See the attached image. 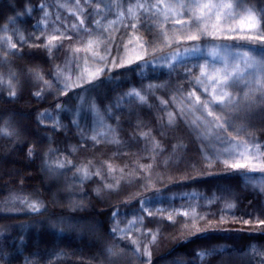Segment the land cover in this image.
I'll list each match as a JSON object with an SVG mask.
<instances>
[{
  "label": "rangeland",
  "instance_id": "rangeland-1",
  "mask_svg": "<svg viewBox=\"0 0 264 264\" xmlns=\"http://www.w3.org/2000/svg\"><path fill=\"white\" fill-rule=\"evenodd\" d=\"M139 2L142 0H0V14L1 11L6 14L0 15V64L6 67L0 73V96L12 98L15 94L16 71L8 59L12 53L39 56L47 63V80L35 75L37 86L33 91L34 100L45 106L36 118L38 130L46 139L41 162L48 179L61 180L64 184L68 212L49 220L36 218L0 231V264H26V259L27 264L71 263V252L76 253L75 244L83 235L101 245L95 261L89 259L84 264H149L170 227L189 231L210 215L226 219L236 217L238 194L231 185L221 181L205 191L161 189L167 183L170 168L177 166L185 151L190 149L207 164L217 163L226 168H230L227 165L231 163L245 164L244 168L237 169L241 188L252 193L264 207V173L259 171L264 165V138L261 137L264 103L253 104L246 112L218 108L216 111L220 115L234 116L232 128L224 133L216 129L215 124L209 125L207 121L212 118L207 117L206 112L202 115L195 111L187 99L193 91L188 82L195 83L199 67L194 74L184 77L185 67L191 68L194 63L198 65L207 60L209 65L220 67L219 59L207 55L213 46L204 44L201 54L172 59V53L193 43L179 35L180 31L188 29L181 30L173 20L167 23L163 20V5L180 0H150L152 4H161L159 15L155 14V9L139 19L122 15L127 13L130 4ZM246 6H260L259 0H247ZM78 16L87 21V31L73 27L79 25ZM141 20L150 31L140 27L133 32L127 27L129 22L140 23ZM151 31L156 36L155 44L148 36ZM142 32L144 35H139ZM60 33H70L73 38L71 41L61 38ZM161 33L167 34L169 42H165ZM52 35L62 39L63 46L50 52L46 45ZM139 39L149 41L146 48L140 46ZM8 41L16 44V48L11 49ZM89 41L98 43L90 46ZM177 41L181 45L179 48ZM217 43L230 45L232 41ZM236 43L247 44L248 41L240 40L238 34ZM246 50L249 49H239ZM220 51L223 54L224 50ZM253 51L259 53V49ZM138 54L149 63L136 61ZM99 56L108 58L98 63L96 57ZM129 60L132 67H127ZM123 67L126 68L120 74L105 76ZM97 68L107 69L102 73V82L88 88L87 81ZM55 72L59 73L58 80ZM66 81L69 84L67 95ZM116 83L122 84L120 90L109 91ZM150 84L158 87L149 88ZM205 85H208L207 79L198 87L202 90ZM133 91L144 94L147 102L141 104L134 95H128ZM211 91L209 86V93ZM228 91L237 96L239 107L248 103L245 93L249 88L245 82H239L237 90ZM48 98H52L51 104L46 103ZM93 100L95 113L88 108ZM61 103L62 110L57 108ZM45 113L48 115L44 116ZM177 118H180L178 126H166ZM73 119L81 128L88 129L87 144L82 142L80 129L71 126ZM196 120L200 121L199 134L187 123ZM259 121L263 124L258 125ZM57 122L63 127L57 126ZM54 132H60L62 138H53ZM93 135L98 141H93ZM2 137L4 133L0 131V139ZM241 142L250 146L243 157L240 153L244 149L237 146ZM61 163L65 168L59 167ZM78 168H87L91 173L83 183ZM101 171L103 175L99 174ZM54 194L61 195L57 191ZM111 196L116 198L115 202ZM120 200L131 202L119 205ZM95 201L108 209L105 220L109 234L104 239L85 229L77 216L85 209L94 208ZM21 204L24 211L31 214L44 211V204L38 199L24 197ZM30 205H35L38 211H32ZM214 248L227 252L235 250L231 259L236 264H246V257H250L236 253L237 248L227 247L229 251L221 245ZM202 252L208 251L188 248L185 251L187 260L176 264H206L204 256L199 255Z\"/></svg>",
  "mask_w": 264,
  "mask_h": 264
},
{
  "label": "trees",
  "instance_id": "trees-1",
  "mask_svg": "<svg viewBox=\"0 0 264 264\" xmlns=\"http://www.w3.org/2000/svg\"><path fill=\"white\" fill-rule=\"evenodd\" d=\"M0 15L5 16V11H1ZM8 59L16 71V88L14 97L0 96V131L4 133V137L0 139V231L36 218L49 220L68 214L63 193L64 184L61 180L48 179L41 162L46 139L38 130L36 118L45 106L33 98V91L37 86L34 76L39 75L46 81L48 65L39 56L29 57L24 52L15 53ZM5 68L0 64V73L4 72ZM125 68L114 70L105 76L120 74ZM121 87V83H116L109 87V91H118ZM52 102V98L46 101L50 104ZM261 124L263 123L259 121L258 125ZM52 136L57 140L62 138L60 132H54ZM261 137L264 138V131ZM29 148L34 149V155H28ZM170 170L167 183L161 189L205 191L221 181L231 185L238 194L239 212L236 217L228 219L221 215L207 216L197 221V225L189 231L170 227L161 238L158 250L149 264H176L177 261L187 260L185 251L188 248L208 251L217 245L224 246L225 249L237 248L239 251L236 253L250 255L249 258L246 257V264H262L264 224L260 221L264 220V207L252 193L241 188L237 169L226 168L217 163L207 164L199 158L194 149H190L185 151L180 163ZM56 191L61 195L54 194ZM24 197L40 200L44 204V211L37 214L24 211L21 204ZM110 199L114 202L116 200L114 196ZM95 202L94 208L85 209L77 213V216L85 229L90 233L95 232L99 239H104L109 234V225L105 220L108 209L99 201ZM130 202L131 200H120L119 205ZM75 246L76 253L71 252V256L72 261H76L63 264H84L90 261L89 259L95 261L94 258L98 257L101 247L99 241H92L86 235H83ZM233 252L214 248L211 253H205L204 261L206 264H236V261L231 259L235 254Z\"/></svg>",
  "mask_w": 264,
  "mask_h": 264
},
{
  "label": "snow or ice",
  "instance_id": "snow-or-ice-1",
  "mask_svg": "<svg viewBox=\"0 0 264 264\" xmlns=\"http://www.w3.org/2000/svg\"><path fill=\"white\" fill-rule=\"evenodd\" d=\"M246 4L247 0H204V2H201V0H180L179 3H167L163 5L164 22L167 23L169 20H173L174 25H179L181 30L188 29L187 32L180 31L179 35L187 41L193 42L190 45H183L182 51L172 53V59L182 58L186 55L201 54L202 46L204 44H211L213 47L208 51L207 55L220 60V67L209 65L207 60L198 65L194 63L191 68L185 67L184 78L194 74L196 67H199L200 74L195 77V83L191 80L188 82L192 85L193 91L189 94L187 99L188 102L192 104L195 111L201 112L202 115L206 112L207 117L212 118L211 120H208L207 123L209 125L215 124L216 129L221 133L232 128V117L227 113L220 115L216 111L218 108L223 109L227 107L237 111L246 112L253 104L264 103V0H259L260 6L256 7H248ZM77 9L79 11V6H77ZM154 9L157 10L155 14L159 15L161 4H152L150 3V0H142V2L130 4L127 13H122V15L132 17L133 19H139L140 16L152 12ZM41 10H43L42 5ZM183 16H187L188 19L182 20L181 17ZM77 19L79 20V25H74L73 27L87 31V21L81 19L79 16ZM127 27H130L132 31L135 32L138 28L145 27V25L141 20L140 23L129 22ZM145 31H150V29L145 27ZM161 34L164 35L165 42H169L167 34ZM238 34L240 40H246L248 43H236V37ZM60 37H66L69 41L73 38L70 33H60ZM206 37L207 39H205ZM155 38L156 36L150 37V39ZM23 40L24 37H21V41ZM109 40L111 42V38H109ZM217 41H232V43L230 45L219 44ZM52 42L57 43L54 44ZM138 42L141 47L146 48L149 41L139 39ZM8 43L10 44L11 49L16 48V44L11 43V41H8ZM95 43H98V41H89L90 46ZM62 46V39L58 38L56 35H52L46 45L50 52L53 49L59 50ZM177 47H181L179 41H177ZM242 48H248L249 50L239 51V49ZM221 49L224 50L223 54H221ZM231 49H237V51H232ZM253 49H259V53L256 54ZM76 51L78 52L79 49ZM107 51L110 52L111 50L108 49ZM12 54L15 55V53ZM107 58V56L96 57L98 63L106 62ZM135 59L136 61L149 63L143 55L138 54ZM163 59H167V57H163ZM131 63L132 61L129 60L128 64L131 65ZM105 70L107 69L97 68L91 79L87 81V87L93 88L96 86L97 82H102L101 76ZM55 78L57 80L60 78L58 72H55ZM81 79L83 78L81 77ZM205 79H207L208 85H205L201 90L198 85L204 84ZM241 81L245 82L246 86L249 88V92L245 93V98L248 100V103L245 104L243 108L239 107V99L237 96H234L232 92L228 91L229 89L237 90V84ZM209 86L212 88L211 93H209ZM68 87L69 84L66 81L64 83L65 95L68 94L66 91ZM80 87L81 90H83V85ZM153 87L158 86L149 85V88ZM184 87H187V85ZM198 92L200 93L199 95H197ZM254 93H259V95L256 96ZM37 95H39V93H37ZM128 95H134L139 99L141 104L147 102L145 95L140 91H133ZM193 97L195 98L194 101L192 100ZM57 108L62 110L63 104H58ZM88 108L95 113V100L89 104ZM43 115L47 116L48 114L45 113ZM179 123L180 118H177L175 121L170 120L166 126H178ZM187 123L189 127L194 131H197L199 134L197 128V125L200 123L199 120ZM57 126L63 127L62 125H59V122H57ZM71 126L80 129L82 142L87 144L88 138L86 133L88 129L81 128L80 123L76 119L71 121ZM92 139L93 141H98V137L95 135H93ZM237 146L244 149V151L240 153L242 157L245 156V153L250 147L243 142ZM176 147H179V145ZM166 150L167 149H163V151ZM34 154V149L29 148L28 155L32 156ZM68 163L70 164L71 162ZM71 166L75 167V165ZM227 166L232 169H242L245 167V164L231 163ZM59 167L65 168V164L61 163ZM252 170L255 171L256 169ZM259 171L264 173V165L259 168ZM77 173L79 174L81 183L91 175L87 168H78ZM99 174L103 175V172L101 171ZM29 207H31L34 212L38 211L35 205H30ZM262 214H264V210H262ZM260 223L264 224V220H261ZM211 251L212 250H208L209 253H211ZM204 254L205 253L202 252L199 255L203 257ZM262 264H264V262H262Z\"/></svg>",
  "mask_w": 264,
  "mask_h": 264
},
{
  "label": "bare ground",
  "instance_id": "bare-ground-1",
  "mask_svg": "<svg viewBox=\"0 0 264 264\" xmlns=\"http://www.w3.org/2000/svg\"><path fill=\"white\" fill-rule=\"evenodd\" d=\"M153 31V30H152ZM152 31H151V34H149L148 36H149V38L150 37H153V35H152ZM141 34H143L144 35V33L142 32V33H140L139 35H141ZM152 42H153V44H155L154 43V39H150ZM241 108H243V106L241 107ZM233 118H234V116H232Z\"/></svg>",
  "mask_w": 264,
  "mask_h": 264
}]
</instances>
